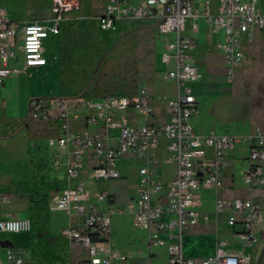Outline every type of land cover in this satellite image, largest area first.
<instances>
[{
	"label": "built area",
	"instance_id": "2783aa9c",
	"mask_svg": "<svg viewBox=\"0 0 264 264\" xmlns=\"http://www.w3.org/2000/svg\"><path fill=\"white\" fill-rule=\"evenodd\" d=\"M79 7V0H52L49 20L25 23L14 21L6 9L0 8V85L29 68L45 66V40L51 34L58 35L63 21ZM131 19L155 20L156 32L165 41L161 57L163 76L176 83V95L156 99L165 111L163 123L153 122L157 113L150 105L147 88H141L135 96L86 98L82 134L66 129L75 98H33L29 103L31 120H48L55 102L57 118L64 128L58 136L47 139L55 152L51 164L55 169H64L69 185L53 210L80 218L82 225H69L61 234L71 246L86 251L81 264H129L127 256L110 249L112 216L128 211L134 214L139 227L152 230L151 245L167 248L171 264H242L243 253L228 250L226 241H220L216 253L204 259L187 258L183 253L184 234L210 220L208 212L198 208L200 190L222 191L229 156L241 143L246 144L247 152L244 185L250 189L264 188V132L239 137L214 130L203 132L193 126L192 120L200 111L195 86L203 74L194 58L197 41L184 32L196 31L203 19L209 32L218 37L216 49L227 73L233 75L256 33L264 31V10L258 0H219L216 9L212 0H204L201 8L195 0H143L138 4L105 0L99 24L102 30H114L119 21ZM14 61L22 66L12 65ZM129 112L142 115L144 123L128 124L125 114ZM73 118L80 116L75 113ZM161 143H166L169 160L176 166L175 176L168 184L162 180L157 159L150 155ZM126 155L142 162L137 194L125 207L110 204L106 210H100L98 204L111 203L112 196L108 192H92L82 182H73L86 157L93 162L91 180H120L118 162ZM5 199L0 195V201ZM214 212L226 213L228 224L240 227L236 237L247 247L257 241V233L264 226V208L257 200L217 197ZM31 228L29 219H0L1 234L28 232ZM6 261L24 264L25 258L22 251L8 249Z\"/></svg>",
	"mask_w": 264,
	"mask_h": 264
},
{
	"label": "rangeland",
	"instance_id": "374dc122",
	"mask_svg": "<svg viewBox=\"0 0 264 264\" xmlns=\"http://www.w3.org/2000/svg\"><path fill=\"white\" fill-rule=\"evenodd\" d=\"M46 3L47 0H0V4L9 5L12 8V19H25L31 14H38L39 11L46 9L44 8ZM81 3L80 14L84 13L85 17L80 24L84 29L74 27L72 35L71 29L69 30L74 58L69 57V64L62 56L63 63L59 72L50 73L48 76H38V83L46 86V93H52L53 90L56 93L60 83L61 93L74 95L71 98L88 95L97 99L95 97L130 95L144 86L153 97L173 96L174 81L166 80L163 76L165 67L161 57L165 41L157 34L156 25L150 24L147 19H132L119 23L115 31L102 30L97 13L105 0H81ZM258 5L264 10V0H258ZM13 9L20 12L22 16L17 15L18 13ZM129 27L133 28L126 30ZM124 30H126L125 35L121 33ZM109 41L112 43L105 45V42ZM67 54H70V50L65 53ZM245 54L244 61L234 70V74L230 75L225 69L221 53L213 46L210 38L206 45H201L199 48L195 61L201 68L203 76L199 92L195 90L200 107L195 123L201 129L207 132L214 130L218 133L235 134L239 137L254 136L258 131L264 132V31L256 33L254 40L247 46ZM102 58H104L103 62L97 70ZM77 105L82 108L81 102ZM156 112V121H163V111ZM35 121L41 126L44 125L42 120ZM46 137L45 134L35 137L43 142L38 145L35 151L36 156L31 159L34 162L38 157L44 158L45 162L47 156L51 158L54 153V149L48 146ZM6 150L8 158L12 161H1L6 162L2 166L13 169L18 165L27 164V144L24 137L15 138ZM46 163L48 164V161ZM245 166H247L246 160ZM232 170L235 175V184L234 189L227 195L255 197L257 193L250 192L248 187L243 185V168L235 165ZM126 173L127 182L111 184L102 181L95 184L96 188L115 193L117 201L123 203L129 195L133 194L136 185L134 174L124 171V174ZM36 183L32 185L35 189H31L29 193L38 198ZM8 185L9 181L0 177V190ZM30 200L34 199L32 197L14 199L21 207L30 205ZM44 212L42 218L44 222H47L46 224L52 225L51 233L60 239L58 244L52 245L48 237L44 235L45 226L35 227L33 221L30 231L7 234L6 237V240L15 247H28L31 264H53L54 258L51 253L57 254L68 249L67 243L60 234V230L67 223L66 218L57 212L48 214L46 210ZM132 226L130 216L119 214L113 216L115 236L121 243H125L127 237L126 235L119 237L120 230L123 228L127 233L133 230ZM30 239H34L33 242L39 249L35 250V257L28 244ZM9 241L0 239L2 245ZM24 250L23 255L27 256L28 251ZM2 251L7 250L2 248ZM0 258H3L2 254ZM24 264H29L27 257ZM156 264H167V257L159 256Z\"/></svg>",
	"mask_w": 264,
	"mask_h": 264
},
{
	"label": "crops",
	"instance_id": "0c3cea01",
	"mask_svg": "<svg viewBox=\"0 0 264 264\" xmlns=\"http://www.w3.org/2000/svg\"><path fill=\"white\" fill-rule=\"evenodd\" d=\"M133 4H138L143 0H127ZM196 3L201 8L202 2L204 0H195ZM213 7L216 9L219 4V0H212ZM80 7L77 11L71 14L63 23L61 24V30L58 35L51 34L44 42L45 55L47 58V64L45 66L40 67H32L29 68L19 75H14L8 77L2 85H0V177L5 178L9 181V185L7 187H2L0 190V195L5 196L4 201H0V219H29L34 222L35 227H44V235L48 237V241L52 243V245H56L59 243L60 239L55 237L53 233H51L52 225L46 224L44 222L43 214L46 210L47 213L56 212L53 210V206L62 193L68 188V184L65 181V173L64 169H55L51 164V158L47 156L45 162L44 158L39 159V157L35 160H31L36 156L38 145L43 142L36 136H41V134H45L46 142L49 137H56L60 133L64 131L62 121L57 118L56 112V103L52 102L51 104V115L52 117L48 120H40L44 125H39L35 120H31L29 118V103L33 98H58V97H72L74 95H63L61 93V85L58 83L57 92L53 90L52 93H46V86L42 85L39 82V77L42 75L48 76L50 73H55L56 71H60L62 67V56L64 60L69 62V57L74 58V54L71 51V39L69 37V30L71 29V35L73 34L72 28L84 29L81 27V20L84 18V13L80 14L82 11V3L79 0ZM104 4L100 6V10L97 14L99 17L104 12ZM0 8L6 9L11 17L12 8L9 5L0 4ZM46 9L43 11H39L38 14H31L28 18L25 19H13L16 22L25 23L30 21H47L51 18V8H52V0H47L45 4ZM14 12L18 13L17 15L22 16V14L13 9ZM98 17V20H99ZM12 19V18H11ZM132 20V19H131ZM131 20H122L119 23ZM149 20L150 24L154 23L156 25L155 20ZM118 24L116 25L117 30ZM148 25V24H143ZM134 27V26H133ZM131 27V28H133ZM130 27L126 30H130ZM126 30L122 31V34H126ZM185 36L193 37L197 41V47L194 52L195 55L199 52V48L201 45H206L208 39L210 38L213 46L216 48V41L218 37L213 36L206 26L203 19L199 21V28L196 31L186 30L184 32ZM109 45L112 43L111 41L105 42V45ZM70 50V54L65 55L66 52ZM217 50V49H216ZM223 59V58H222ZM196 62V61H195ZM12 65H17L19 67L22 66L21 62H11ZM198 65V64H197ZM199 66V65H198ZM59 81V79H58ZM60 82V81H59ZM175 84V93L171 97L173 98L176 95V83ZM201 85V81L195 86V90L199 92ZM141 88H146L141 87ZM135 93L128 94L125 96H135L138 91ZM122 95V94H121ZM197 95V94H196ZM112 96V95H110ZM108 96L95 97L97 99H101ZM86 98L94 99L88 95L84 97L75 98L73 108L71 111V118L67 122V130L70 132H74L77 134H82L85 131L84 125V116L86 115V109L84 107V100ZM159 98V97H157ZM156 97L151 96L150 105L154 107L155 111L161 110L163 111V121L157 122V115L154 118L153 122L155 123H163L165 121V111L157 102ZM81 102L82 108H79L77 105ZM77 113L80 118L74 119L73 114ZM157 113V112H156ZM200 113V111H199ZM198 113V114H199ZM124 114H122L123 116ZM128 117V124L131 125H140L144 123V118L142 115L134 114V113H126ZM198 116V115H197ZM197 116L192 120V124L197 130H201L203 132L205 129H201L196 123ZM17 137H24L27 144V156L28 160L27 164L18 165L13 169L7 166H2V164L6 162H1L4 160L12 161V159L8 158L7 148L9 144ZM45 141V139H44ZM55 153V152H54ZM53 153V154H54ZM52 154V155H53ZM246 144L241 143L240 146L229 156V165L226 167L224 171V187L220 193L213 192L212 190L202 189L198 194L199 203L198 208L202 211H207L209 214V222L208 223H200L198 226L188 230L182 240V248L183 253L187 258H194L196 260L204 259L210 256H213L218 248V243L220 241H226V248L231 251L241 252L243 253L245 259L242 264H264V226H261L257 233V241L253 243L251 246L243 245L238 238L236 237V233L240 230V227H231L228 224L229 216L226 213H215L214 212V203L217 197H220L225 200H234L237 198H247L252 200H257L261 207L264 208V188L250 189L248 190L252 193H257L255 197H234L227 195L234 189L235 184V175L233 173V167L235 165L242 167V175L246 168L244 159L246 157ZM150 155L157 159L158 168L161 173L162 180L165 184H168L175 176L176 166L173 162L169 160L170 154L167 150L166 143H161L160 146L152 149L150 151ZM48 161V164L46 163ZM14 162H16L14 160ZM92 160L89 157H86L84 160V166L79 172L78 177L73 182V184L77 182L84 183L87 188L92 192H108L112 196L111 203H103L98 204L100 210H106L108 206L111 204L114 207H125L130 200H132L136 194L139 187V174L138 168L142 166V162L133 158L131 155H126L122 157L118 162V167L121 172L122 178L120 180L111 181L107 183L116 184V183H125L128 181L127 173L124 174V171L128 172V174H134L136 177V185L133 191V194L129 195L123 203H119L117 201V197L115 193L109 192L107 189H97L96 183L98 181H93L90 179V172L92 168ZM36 183V187L38 188L37 193L39 194L38 198H35L31 193V189L33 190V184ZM102 182V181H99ZM104 182V181H103ZM243 182V180H242ZM244 185V183H243ZM35 189V188H34ZM32 197L34 200H30V205L26 207H21L17 202L14 201L15 198H30ZM29 201V200H27ZM63 215L67 223L60 230V234L62 230L69 225H74L77 227H81V220L78 217H68L65 213L57 212ZM11 214V215H10ZM119 215H128L130 216L132 229L129 232H125V229H121L119 233V237L126 235V242L121 243L118 240V237L115 236V231L113 228V216ZM112 216V237L110 241V249L114 252L119 253L120 255H124L128 257L129 264H156L159 256L165 255L167 257V264L170 263V258L168 255V251L166 247L154 246L149 243V237L152 230H146L139 227L136 224L135 216L133 213L124 211L122 213H116ZM9 216H14L10 218ZM41 218V219H40ZM50 223V221H49ZM121 226V224H120ZM40 230V229H39ZM35 233V232H34ZM7 234L0 233V239L3 241L6 240ZM18 237V236H17ZM62 239L67 243L68 249L67 251H60L59 253H51L53 259V264H81V262L86 257V251L84 249L76 248L71 246L66 239ZM34 239L29 240V246L35 257V250H39L38 246H36L33 242ZM3 249H11L15 252L20 251H28V247H15L9 241L2 245L0 243V254H2L3 258L2 263H8L6 261V251L3 252ZM24 248V249H18ZM42 250V249H41ZM164 252V254H163ZM27 260L29 264L30 261V253L28 251L27 256L25 255V261ZM1 263V264H2Z\"/></svg>",
	"mask_w": 264,
	"mask_h": 264
},
{
	"label": "trees",
	"instance_id": "16d2710c",
	"mask_svg": "<svg viewBox=\"0 0 264 264\" xmlns=\"http://www.w3.org/2000/svg\"><path fill=\"white\" fill-rule=\"evenodd\" d=\"M103 59H104V58H102V60L98 63L97 70H98L99 66H101V64H102V62H103Z\"/></svg>",
	"mask_w": 264,
	"mask_h": 264
}]
</instances>
